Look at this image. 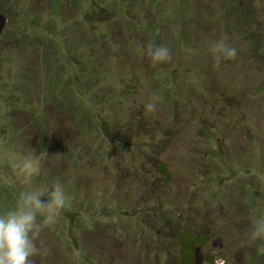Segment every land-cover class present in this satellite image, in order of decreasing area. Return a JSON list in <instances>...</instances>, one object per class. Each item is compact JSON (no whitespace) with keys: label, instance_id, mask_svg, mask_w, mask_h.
<instances>
[{"label":"rangeland","instance_id":"374dc122","mask_svg":"<svg viewBox=\"0 0 264 264\" xmlns=\"http://www.w3.org/2000/svg\"><path fill=\"white\" fill-rule=\"evenodd\" d=\"M238 1L0 0V214L56 180L72 197L31 264H189L196 237L206 264H264V0ZM13 150L46 153L41 176Z\"/></svg>","mask_w":264,"mask_h":264},{"label":"clouds","instance_id":"9594fccd","mask_svg":"<svg viewBox=\"0 0 264 264\" xmlns=\"http://www.w3.org/2000/svg\"><path fill=\"white\" fill-rule=\"evenodd\" d=\"M214 59H234L237 49L224 40L212 44ZM144 53L155 62L171 59L170 48L166 45H149ZM151 109L153 105L149 104ZM46 153H23L13 150L8 161L25 182L31 183L42 174V161ZM72 197L65 185L56 180L47 186H36L31 191L21 190L19 203L0 214V264H31L37 255L35 237L42 228H54L62 211L71 206ZM253 241L264 239V219L257 220L249 233Z\"/></svg>","mask_w":264,"mask_h":264},{"label":"flooded vegetation","instance_id":"af4514ba","mask_svg":"<svg viewBox=\"0 0 264 264\" xmlns=\"http://www.w3.org/2000/svg\"><path fill=\"white\" fill-rule=\"evenodd\" d=\"M204 246H205V241H203L202 237L201 238L196 237L195 241H193L190 244V248L192 252H191V259H190L189 264H206L207 263L208 255L203 249ZM212 246H218L217 255L219 256V260H220V248H221L220 240L219 239L213 240ZM162 254H163L162 256H159L156 258V261L154 264H185L183 250L181 251V256L178 258L179 259L178 262L175 257H164V253ZM234 259H235V262H237V264H245V262H247L248 264H256L257 262L255 256L250 257L249 254L243 253V252L236 253L234 255Z\"/></svg>","mask_w":264,"mask_h":264},{"label":"water","instance_id":"95a60500","mask_svg":"<svg viewBox=\"0 0 264 264\" xmlns=\"http://www.w3.org/2000/svg\"><path fill=\"white\" fill-rule=\"evenodd\" d=\"M7 24V17L0 10V38L3 33V30ZM216 243V242H214Z\"/></svg>","mask_w":264,"mask_h":264},{"label":"trees","instance_id":"16d2710c","mask_svg":"<svg viewBox=\"0 0 264 264\" xmlns=\"http://www.w3.org/2000/svg\"><path fill=\"white\" fill-rule=\"evenodd\" d=\"M54 1H55V0H54ZM236 1H237V0H236ZM244 1H245V0H240V1H238V2H241V3H242V4L240 3L239 5H244ZM238 2H236L237 5H233V6L238 7V6H239V5H238ZM232 9H233V8H232ZM232 9H231V10H232ZM232 11H236V9H233ZM241 19H243V18H241ZM244 20H245V19H244ZM255 49L257 50V48H255Z\"/></svg>","mask_w":264,"mask_h":264}]
</instances>
